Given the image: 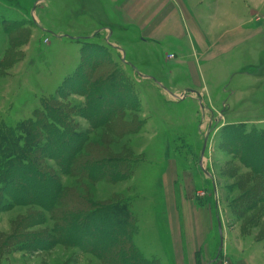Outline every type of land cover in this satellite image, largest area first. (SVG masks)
I'll return each mask as SVG.
<instances>
[{"label": "rangeland", "instance_id": "374dc122", "mask_svg": "<svg viewBox=\"0 0 264 264\" xmlns=\"http://www.w3.org/2000/svg\"><path fill=\"white\" fill-rule=\"evenodd\" d=\"M37 1L0 2V16L7 21L0 20V127L32 118L61 96L60 87L79 68L85 50L94 55L92 46H103L131 82L139 110L128 109L132 102H120L119 94L117 99L106 96L111 98L105 101L108 108L103 100L96 101L91 109L95 116L104 118L105 110L121 104L128 107L114 124V133L94 128L79 115L71 118L72 125L90 134L80 155H94L99 161L127 157L132 170L127 180H87L67 176L49 159L52 173L69 193L65 200L74 203L72 208L85 206L78 195L100 204L125 200L136 226V245L161 264H233L237 254L263 256L264 204L244 209L253 169L238 156L243 155V144L228 136L230 128L239 129L234 136L264 129V0H188L191 17L184 21L183 32L167 31L146 40L136 26L119 29L121 23L108 14L103 0ZM226 13L239 21L227 20ZM235 26L238 31L228 30ZM252 31L256 33L250 37ZM231 36L239 44L228 51ZM104 62L84 64L80 80L86 82L88 74L96 80L114 68ZM102 77L107 87L112 84L109 74ZM66 95L63 104L86 106L83 95ZM255 151L247 161L257 166L264 150L257 156ZM65 152L59 153L62 160L68 156ZM12 187L17 199L52 196L51 180L45 190ZM183 196L191 208L187 227L179 212ZM4 198L11 204L9 195ZM193 203L206 211L192 212ZM52 226L43 206L0 205V247L8 244L0 248V264H106L96 254L106 247L98 235L72 236L84 237L87 248L56 244L48 249L43 240L40 248L17 250L16 237Z\"/></svg>", "mask_w": 264, "mask_h": 264}, {"label": "trees", "instance_id": "16d2710c", "mask_svg": "<svg viewBox=\"0 0 264 264\" xmlns=\"http://www.w3.org/2000/svg\"><path fill=\"white\" fill-rule=\"evenodd\" d=\"M3 23L6 24L7 21ZM92 47L94 55H90V52L85 50L79 68L68 77L63 87H60L58 92L61 96L57 99L52 98L51 102L45 104L43 110H36L32 118L21 121L15 126L0 127V205L2 209L16 205H40L49 212L53 222L49 231L16 237L14 244L17 250L40 248L43 240L46 242L44 248L48 249L56 244L79 245L81 248H87L84 237L80 240L72 239V236H80L84 233L91 235L92 238L98 235L100 243L105 244L106 247L102 248L99 253L94 252L106 264H161L157 259L146 257L136 245L134 241L136 226L133 223V214L128 202L119 200L100 204L78 195V199L84 202L85 206L72 208L74 203L72 205L65 200L68 192L60 183L57 175L52 173L53 168L47 162L49 159H54L67 176L87 180L115 182L127 180L131 174L132 161L127 157L111 156L99 161L94 155L79 154L80 151L86 149L90 134L72 125V119H75L76 115L85 117L94 128L105 127L114 133L116 130L114 124H117L116 121L120 117H124L128 107L121 104L113 111L105 110L106 116L102 118L95 116L91 110L96 101L103 100V107L108 108L105 101L111 98L106 99V96L116 98L119 94V98H122L120 102H126L127 99L132 102L128 109L139 110L136 100L138 97L131 82L112 61L106 48L97 45ZM103 60L106 61L105 64L111 63V67L115 68L104 73L109 74L111 85L107 87L102 77L104 74L96 80H92L89 77L90 74L86 77V82L80 80L83 75L81 68L84 64L90 61L100 64ZM86 85H90L88 90L85 88ZM66 92L83 95L86 99V106L82 104L79 107L71 106L68 102L63 104L61 99L67 98ZM233 130L230 128L228 137H233L234 141L243 144V155L238 153V156L241 157L243 164L253 169V174L247 178L252 188L246 195L244 208L245 210L252 209L264 204V155L256 158L257 166L247 160L251 150H264V129L251 128L247 133L241 131L238 136H234V133H237L239 129ZM75 145L76 149H74ZM257 151H255L256 156L259 153ZM64 152H68V156L62 160L59 153ZM14 178L17 182H14ZM50 180L52 188L49 193L52 196L49 200L37 197L17 199L14 195L13 184H18L21 191H29L28 189L38 191L45 190ZM7 195L11 197V204L4 202V197ZM76 226L78 230L74 232ZM6 245L1 246V250H4L3 247Z\"/></svg>", "mask_w": 264, "mask_h": 264}, {"label": "crops", "instance_id": "0c3cea01", "mask_svg": "<svg viewBox=\"0 0 264 264\" xmlns=\"http://www.w3.org/2000/svg\"><path fill=\"white\" fill-rule=\"evenodd\" d=\"M0 2H5V0H1ZM9 2V1H8ZM7 1L5 3H8ZM37 3L39 5H42L46 3V0H38ZM187 3L188 0H103V4L105 5V8L109 10L110 13L113 14L112 17L114 20L121 23L119 29L121 28H127V26H136L140 29L141 36H143V39L147 38H155L161 33H165L167 31H174V30H180L183 32V23L184 21H187L190 16V12L187 9ZM115 14V15H114ZM227 20L232 21H239L238 16L234 15L233 13H226L224 14ZM0 20L2 23L6 21V18L3 16H0ZM233 23V22H232ZM229 23V26L231 28V25ZM237 26L232 27V29H228L229 31H238ZM110 35L112 36L114 31L110 28ZM261 31V30H260ZM252 35L249 34V36H253L256 32L252 31ZM264 33V31L262 32ZM208 44H211L213 42H209L205 40ZM204 41V42H205ZM229 44H232L231 49L233 46H236L239 44V39L236 40L233 36H231L230 40L227 41ZM115 46L121 48V45L115 41L113 42ZM112 43V44H113ZM217 46V45H216ZM122 49V48H121ZM123 50V49H122ZM227 51V52H228ZM124 53V51H122ZM207 52V51H206ZM240 91L232 92L234 95H237V93ZM185 195V194H184ZM176 197V196H175ZM176 200V199H175ZM177 202V200H176ZM176 202L174 201V207H176ZM181 205L180 206V213L182 217L183 224L187 227L186 222L187 218H189V215L191 214V208L186 204L185 197L181 199ZM194 204V203H193ZM177 208V207H176ZM175 211V210H174ZM206 211V208L197 206L194 204L192 205V212L200 213V212ZM190 213V214H189ZM179 219L181 218L178 213ZM213 212L210 210V217L213 220ZM218 218V217H216ZM181 220V219H180ZM223 230V234H224ZM221 235V233H220ZM222 240V236H221ZM215 247V246H214ZM214 248L212 247L210 252ZM233 264H264V255L261 256L258 253H241L237 254V256L233 259Z\"/></svg>", "mask_w": 264, "mask_h": 264}, {"label": "water", "instance_id": "95a60500", "mask_svg": "<svg viewBox=\"0 0 264 264\" xmlns=\"http://www.w3.org/2000/svg\"><path fill=\"white\" fill-rule=\"evenodd\" d=\"M219 227H220V233H221V236H222V225H221L220 221H219ZM221 242L222 243H221L220 249L222 248L223 240Z\"/></svg>", "mask_w": 264, "mask_h": 264}]
</instances>
